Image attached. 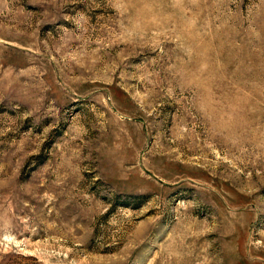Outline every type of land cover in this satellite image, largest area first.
<instances>
[{
	"label": "rangeland",
	"instance_id": "1",
	"mask_svg": "<svg viewBox=\"0 0 264 264\" xmlns=\"http://www.w3.org/2000/svg\"><path fill=\"white\" fill-rule=\"evenodd\" d=\"M0 264H264V0H0Z\"/></svg>",
	"mask_w": 264,
	"mask_h": 264
}]
</instances>
